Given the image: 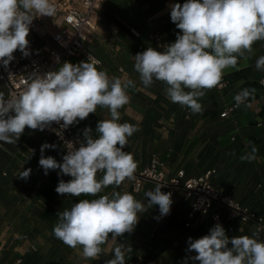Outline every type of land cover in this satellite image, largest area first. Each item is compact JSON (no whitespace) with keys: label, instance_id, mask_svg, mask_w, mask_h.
Returning a JSON list of instances; mask_svg holds the SVG:
<instances>
[{"label":"clouds","instance_id":"clouds-1","mask_svg":"<svg viewBox=\"0 0 264 264\" xmlns=\"http://www.w3.org/2000/svg\"><path fill=\"white\" fill-rule=\"evenodd\" d=\"M55 14L51 0H0V62L7 67L16 50L29 55L26 37L33 19ZM170 16L180 30L175 42L163 51L148 47L137 53L134 70L146 88L161 81L172 103L202 114L200 98L207 90L221 86L225 70H238L239 59H247L253 44L264 40V0H186L183 5H172ZM99 64L91 57L75 65L64 62L56 71L29 76L19 95L6 99L0 92V141L7 144H16L26 127L43 131L56 123L67 129L95 113L98 106L109 110L111 118L98 121L96 136L87 127L78 148L66 142L62 163L43 155L56 145L41 146L39 165L45 175L59 169L58 175L72 178L59 181L55 190L60 195L97 196L109 186L118 188L126 179H135L138 163L123 149L139 128L120 123L119 110L129 103L128 90L136 85L131 79L110 77L106 70L98 69ZM256 69L264 71V56L257 59ZM255 92V88L242 89L234 96L235 107L247 106ZM257 151L252 146L240 159L251 162ZM30 173L31 169H26L19 178L27 179ZM162 186L145 193L147 205L131 193L115 190L110 196L79 200L57 213L54 236L70 248L80 246L85 259L96 260L110 234L115 242L133 232L140 214L152 206H159L161 216L170 213L171 193L162 192ZM262 231L264 224L258 225L252 237L230 239L217 223L208 235L195 240L189 237L188 251L196 253L189 259L199 264H264V242L259 239ZM131 251L130 246L117 244L114 258L105 264H126V253Z\"/></svg>","mask_w":264,"mask_h":264},{"label":"trees","instance_id":"trees-1","mask_svg":"<svg viewBox=\"0 0 264 264\" xmlns=\"http://www.w3.org/2000/svg\"><path fill=\"white\" fill-rule=\"evenodd\" d=\"M133 28L137 29L140 35L138 37L130 35L131 32L127 29L126 32L133 36V41L124 45L125 53L116 59L117 64L95 54L87 45L102 61V67L98 69L106 70L113 77L120 78L116 75V69L122 66L126 73H134L137 77V81L131 79L136 87L128 90L130 101L119 110L121 117L119 122L136 125L139 131L128 139V145L123 150L133 154L138 163L137 168L147 166L154 154L164 162L166 174L167 168H174L175 171L183 169L184 178L198 176L206 170L213 169L210 182L221 194L232 196L240 205L264 218V194L259 186L264 179V126L257 125L264 119V114L258 117L252 115L247 107L240 106L235 109L231 117L220 120L219 116L225 103L216 87L207 90L200 98L199 102L204 109L202 114H193L186 107L172 103L165 93L167 86L161 81H154L150 87L146 88L141 83L139 74L134 70V56L148 47L157 48L148 39L146 33L148 30L143 21L139 20ZM164 30L168 34V39L176 40L177 34L180 33L176 25L166 27ZM71 60H75L76 63ZM68 61L74 65L80 62L77 59L67 58L61 63ZM261 77H264V72H258L255 78L259 80ZM126 107L139 114L140 120L125 114ZM187 110H189L188 114H186ZM186 115H188L187 118ZM206 116L209 123L191 137L190 134L197 119H204ZM110 118L109 110L98 106L95 113L79 121L82 127L80 129L82 140L85 125H88L92 129L93 136H96L95 129L98 121ZM160 120L166 127L165 138L159 132L162 126L158 123ZM31 130L26 127L16 144L0 141V205L4 208L6 215H10L13 219L10 223L16 233L14 237L8 239V243L3 248L0 264H16V259H20L17 264H71L68 258L74 249L55 238L53 233V228L58 221L57 213L70 209L75 202L82 199L91 200L102 195L110 196L114 190L121 193L120 186L118 188L109 186L97 196L69 195L64 200L63 195L58 194L55 189L61 179L67 182L72 178L68 175H58L59 169L49 170L45 175L43 168L39 165L40 158L35 160L38 168L31 169L27 179L19 178L23 171L16 170L18 162H29L40 146L45 143L56 145L55 149L49 148L44 151L45 157L56 158L60 150L59 144L51 137L34 133L29 136ZM22 142H26L33 149L27 157L19 153ZM252 146L258 150L255 153L256 158L251 162L242 161L240 157L251 152ZM98 178H102V174L98 175ZM38 183L40 184L37 186ZM157 185L146 181L142 189L139 192L132 191V195L147 205L145 193L154 190ZM35 187L33 201L26 205L23 211H18V204L24 201L21 197L22 192H30ZM161 191L168 193L165 187H162ZM191 203L192 197L184 199L181 195L171 206L170 213L161 220L158 217L159 206H152L143 213L134 231L121 236L114 244V248L117 244L131 247L132 251L125 256L126 264H133L138 255L143 256L142 264L154 262L168 252L170 254L162 264H185V260L187 264H199L198 261L193 262L189 259L196 253L188 251V239L191 237L195 240L209 234L212 228L211 215L210 212L197 213L192 219L191 226L185 227L186 215L191 208ZM240 225L237 219L223 221L224 229L230 227L237 231ZM253 231L256 229L254 228ZM38 237L48 244L45 250L39 246L35 250L27 249L23 253L13 252L14 246L22 241H34ZM229 247H231L230 244ZM114 248L108 253L102 252L101 261L98 264H105L107 260L114 258Z\"/></svg>","mask_w":264,"mask_h":264},{"label":"built area","instance_id":"built-area-1","mask_svg":"<svg viewBox=\"0 0 264 264\" xmlns=\"http://www.w3.org/2000/svg\"><path fill=\"white\" fill-rule=\"evenodd\" d=\"M51 2L56 7L55 16L36 17L29 26V35L26 37L29 41V55L24 56L21 51L16 50L13 53L14 59L7 67L0 62V81L7 89L6 99L12 95H19L25 89L29 76L34 73L44 75L50 71H55L64 59L73 58L80 62H87L88 58L91 57L93 60L100 61V64L97 65L98 68L102 67V61L87 47V43L95 29V15L101 9L104 0H51ZM145 23L148 39L159 51H163L164 46L171 43L167 32L160 31L153 18H147ZM129 29L135 37L140 35L137 29L133 27ZM35 36L45 40L40 51L34 49ZM107 73L113 77L108 71ZM116 75L120 78L126 77V72L122 66L117 67ZM258 82L264 86V77H261ZM236 108L235 101L225 104L220 117H231ZM188 112L189 110L186 111V114ZM187 117L188 115H186ZM158 123L163 124L161 120ZM257 125L264 126V119L259 121ZM87 127L88 125H85L84 129ZM81 128L80 122L69 126L67 129H62L59 124L53 123L42 131L59 144L60 150L55 158L57 162L62 163L63 156L67 154L66 142H72L74 147H79V142L82 141ZM159 129L163 132L166 131V127L163 125ZM213 172L214 170L210 169L198 176L184 178L183 169H178L174 176L167 178L164 162L153 154L147 166L137 168L135 179L131 180V189L133 192H139L144 183L150 181L163 185L162 187L171 193V200L174 199L177 191L182 193L184 199L192 197L191 208L186 215L185 227L191 226L192 219L197 213L205 214L208 212L211 215L212 228L217 223L223 226L224 220L232 221L235 219L242 224L252 223L256 230L258 225L264 224L263 217L240 205L232 196L221 194L214 187L210 182V175ZM259 186L264 194V179ZM67 198V194L63 195L64 200ZM158 217L159 220L165 217L161 216L160 210ZM36 248V240L28 241V249L35 250ZM143 260V256L138 255L133 264H142ZM19 262L20 259L15 260L16 264Z\"/></svg>","mask_w":264,"mask_h":264},{"label":"crops","instance_id":"crops-1","mask_svg":"<svg viewBox=\"0 0 264 264\" xmlns=\"http://www.w3.org/2000/svg\"><path fill=\"white\" fill-rule=\"evenodd\" d=\"M186 0H104L101 9H99L95 15V29L91 33L89 38V48L98 55L105 57L113 61L117 64L116 59H118L122 54L125 53L124 45L127 42L133 41V36L130 33H127V29L130 27H135L138 24V21L141 20L146 25L145 21L147 18H153L157 28L160 31L166 32L164 29L166 27H173L176 24L171 21V6L179 3L183 5ZM130 30V29H129ZM148 34V32L146 31ZM170 38V37H169ZM171 43L175 42L174 38L169 39ZM45 40L40 38L39 36L34 37V49L36 51L41 50V46ZM253 51L251 54H246L248 56L247 59H239L238 61V70L237 69H226L223 75V79L221 81V86H217L216 89L221 93L223 102L225 104H230L234 101V96L239 93L242 89L248 88L252 89L255 88L256 92L253 97H250L247 101V106L241 105V107H247L251 114L260 117L264 114V86H261L256 79V74L259 71L256 69V61L259 57L264 56V40L257 41L253 44ZM70 61V60H69ZM68 61V62H69ZM73 63H76L75 60ZM79 63V62H78ZM63 63H60L56 69L58 70ZM239 74V75H238ZM240 74L245 75V82L238 83L234 78L236 76H241ZM242 77V76H241ZM125 79H133L137 81V77H135L134 73L128 74L126 73ZM243 81V80H242ZM0 92L6 96L7 89L5 85L0 81ZM125 114L133 117L135 120H140L141 116L130 108H125ZM220 120L222 117H220ZM209 123L208 117L206 116L204 119H197L194 129L192 130L190 136L193 137L199 131H201L206 125ZM159 132L163 138L167 136V132H163L159 129ZM39 134L46 136L42 131L31 130L29 132V136L32 134ZM21 148L19 149V153L23 157H27L28 153H32L33 149L30 145L26 142L21 143ZM41 158V146L37 153L33 154L31 160L27 163H23L21 161L18 162L17 171L21 170L24 171L26 169H34L38 168L36 159ZM176 173L175 169L167 168V178L174 176ZM40 183L37 184V186ZM36 186V187H37ZM32 189L30 192H22L21 197H23L24 201L18 204V211H23V209L33 201L35 196V190ZM121 193L128 192L132 194L131 189V180H125L120 185ZM182 193L177 191L174 199L172 200L171 206L176 203L178 197H180ZM143 215L140 214L139 219ZM13 217V216H12ZM11 221L13 219L10 215H6L4 208L1 206L0 209V255L5 247L6 243H8V239L14 237L16 235L15 231H13L11 226ZM254 226L252 223H245L238 227L237 231H234L230 227L225 228L226 235L231 239L232 237L236 236H249L252 237ZM120 237L117 238V241ZM259 239L264 242V233L260 232ZM37 247H41L42 250L47 248L45 241L38 237L36 239ZM114 244L116 241L111 240V234L109 235V240L102 245V249L104 253H108L109 251L114 248ZM28 249V240H24L18 245L14 246L13 252L23 253L25 250ZM169 252L166 253L161 257L159 260H155L154 262H148L146 264H162L167 257L169 256ZM68 261L71 264H98L101 261V257L96 260L85 259L82 255V248L77 246L74 249L73 253L70 254Z\"/></svg>","mask_w":264,"mask_h":264},{"label":"rangeland","instance_id":"rangeland-1","mask_svg":"<svg viewBox=\"0 0 264 264\" xmlns=\"http://www.w3.org/2000/svg\"><path fill=\"white\" fill-rule=\"evenodd\" d=\"M89 44V42L87 43V45ZM80 63V62H79ZM78 64V63H77ZM239 75V74H238ZM236 76V78H234L238 83H240L241 84V86H243L242 85V83H244L245 82V75L244 74H240L241 76ZM243 80V81H242ZM0 209H1V205H0Z\"/></svg>","mask_w":264,"mask_h":264}]
</instances>
